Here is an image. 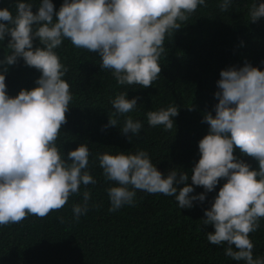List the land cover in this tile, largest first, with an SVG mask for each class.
Instances as JSON below:
<instances>
[{
  "label": "clouds",
  "instance_id": "1",
  "mask_svg": "<svg viewBox=\"0 0 264 264\" xmlns=\"http://www.w3.org/2000/svg\"><path fill=\"white\" fill-rule=\"evenodd\" d=\"M232 3L219 0V8L227 11ZM205 4L206 0H63L55 11L52 0H41L33 14L30 0H15V15L0 8V42L7 36L10 49L0 60V226L18 223L27 215L45 217L78 194L81 185L96 184L88 170L87 144L65 157L55 143L72 100L64 79L67 69L60 62L68 56L66 39L96 53L101 69L111 70L118 85L149 87L161 72L166 35L180 29V22ZM249 17L252 22L264 17V2L254 0ZM18 58L41 75L35 88L22 89L12 98L6 93L2 66L13 65ZM219 75L215 116L203 117L209 130L198 142L200 159L191 169V182L208 193L221 178L226 180L204 211L202 224L214 229L206 239L212 245H226L224 254L234 261L264 264V257L253 258L249 236L264 218V70L246 63ZM137 100L129 99L127 92L117 94L111 100L113 117L130 113ZM177 115L173 105L146 113L149 126L163 125L166 131ZM117 123L109 118L105 128ZM142 127L127 116L120 131L138 137ZM237 148L254 158L258 169L237 159L233 154ZM96 159L106 181L115 184L106 189L109 211L134 206L137 190L174 197L180 209L206 199L205 193L190 195L194 188L187 184V172L173 168L162 174L147 151L104 152ZM82 195L83 204L72 207L76 219L89 210L91 193L84 190Z\"/></svg>",
  "mask_w": 264,
  "mask_h": 264
},
{
  "label": "trees",
  "instance_id": "2",
  "mask_svg": "<svg viewBox=\"0 0 264 264\" xmlns=\"http://www.w3.org/2000/svg\"><path fill=\"white\" fill-rule=\"evenodd\" d=\"M30 2L35 14L41 0ZM52 3L58 11L63 0ZM253 3L233 0L227 11L220 10L219 0H206L198 6L180 22V29L166 35L165 52L159 58L161 72L149 87L118 85L111 70L101 69L96 53L76 48L66 39L68 56L60 62L67 69L64 79L72 100L55 143L65 157L86 143L88 170L96 184L81 185L78 194L70 195L62 208L45 217L27 215L18 223L0 226V264H244L225 256L226 245L210 244L206 235L214 229L202 224L205 209L226 180L221 178L212 192L205 193L202 186L192 185L191 169L200 159L198 142L209 130L203 117L207 113L215 116L218 99L214 94L219 91L221 70L238 69L246 63L264 70V17L250 21ZM14 5L15 0H0V8H8L13 15ZM8 39L0 42V60L10 52ZM33 46L38 47L34 41ZM2 68H6V93L12 98L22 89L35 88L41 75L22 58ZM121 92H127L129 99L138 98L137 107L113 117L111 100ZM169 105L178 108L172 129L149 126L146 113ZM127 116L142 123L138 137L121 133ZM109 118L117 119V127L105 128ZM137 150L147 151L164 175L173 168L187 172V184L194 188L190 195L205 193V201L180 209L174 197L137 190L134 206L109 211L106 189L115 184L106 181L96 156ZM233 154L251 169H258V162L238 148ZM84 190L91 193L89 210L76 219L72 207L83 204ZM259 223L249 234L254 259L264 257V218Z\"/></svg>",
  "mask_w": 264,
  "mask_h": 264
}]
</instances>
